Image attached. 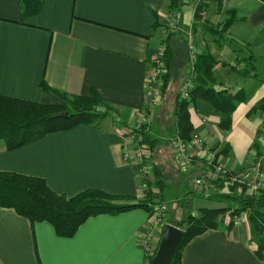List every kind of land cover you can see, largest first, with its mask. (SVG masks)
I'll return each mask as SVG.
<instances>
[{"label": "crops", "instance_id": "0c3cea01", "mask_svg": "<svg viewBox=\"0 0 264 264\" xmlns=\"http://www.w3.org/2000/svg\"><path fill=\"white\" fill-rule=\"evenodd\" d=\"M173 15L176 25L170 29ZM187 32L197 56L213 59L212 88L242 92L245 99L233 110L227 132L218 128L220 115L209 103L196 100L188 106L193 163L182 170L172 140L179 92L190 77L193 81ZM163 43L169 51L168 82L159 105L149 110L145 78ZM43 83L71 96L95 93L112 117L11 150L0 140V172L41 178L51 191L68 198L97 190L144 203L149 210L166 205L170 211V204L177 203L180 219L198 197L191 189L195 178L214 183L215 165L236 172L255 163L264 123V110L258 107L264 100V4L215 0L195 9L192 0H42L37 14L24 17L20 0H0V96L37 103ZM142 125L157 141L150 151L133 133ZM194 135L202 146L194 144ZM137 149L149 154L144 188L137 165L123 158L124 152ZM168 210L171 220L162 223L177 222ZM149 216L141 207L97 215L64 238L47 222L31 225L13 209L0 207V264H149L160 238L156 232L155 244L145 254L142 240ZM221 219V227L183 247L180 264H264L247 214Z\"/></svg>", "mask_w": 264, "mask_h": 264}, {"label": "trees", "instance_id": "16d2710c", "mask_svg": "<svg viewBox=\"0 0 264 264\" xmlns=\"http://www.w3.org/2000/svg\"><path fill=\"white\" fill-rule=\"evenodd\" d=\"M259 1L264 4V0ZM20 3L24 17L37 14L42 7V0H20ZM198 7L199 5L195 9ZM168 60L169 51L166 45L167 70ZM212 65L213 59L208 54L197 56L189 100L177 101L175 104L177 135L185 141L189 139L192 131L188 114V106L192 102L201 100L209 103L220 115L218 128L227 132L231 127L233 110L245 99L242 92L232 93L212 88ZM167 77L166 71L161 92L166 88ZM41 88L43 96L37 103L0 96V140L4 142L7 150L35 141L52 132L71 130L78 125L98 126L107 116L112 117L108 105L95 93L90 96H71L50 89L44 83ZM258 107L264 110V100ZM133 133L137 134V138L140 137L139 144L146 146L147 151L152 150L157 142L147 135L144 126L134 129ZM207 199L222 202L227 207L221 211H200L197 212L198 216L187 215L181 222L174 224L182 230V235L170 264H180L183 247L204 231L221 227L222 219L218 218L227 213L231 218L240 213L247 214L257 241L256 253L261 257L264 253V191L258 195L226 194L209 196ZM129 201L128 198L97 190H86L68 198L51 191L41 178L0 172V207L13 209L31 225L35 222L49 223L59 237H72L88 218L97 215H113L140 207L151 215V210L144 203ZM150 259L151 257H148L149 261Z\"/></svg>", "mask_w": 264, "mask_h": 264}, {"label": "built area", "instance_id": "2783aa9c", "mask_svg": "<svg viewBox=\"0 0 264 264\" xmlns=\"http://www.w3.org/2000/svg\"><path fill=\"white\" fill-rule=\"evenodd\" d=\"M215 0H192V6L196 8L198 5H205L213 2ZM176 15L172 16V20L168 23V28H174L176 25ZM189 37L188 39V63L190 65L191 75L193 74V68L195 61L197 59V51L194 48L193 39L191 32H187ZM165 56H166V45L165 43L161 44L157 51L154 60L151 63V66L147 72L145 78V92H144V101L147 109L151 110L157 105H159L161 99V86L164 75L166 74L165 67ZM193 88V81L190 77L184 84L183 88L179 92L178 102L189 100V92ZM147 122L145 121V124ZM144 124V123H142ZM144 126V125H142ZM138 126L136 129L141 128ZM194 144L202 146V139L198 136H193ZM258 144L264 146V123L261 126L259 137L257 138ZM172 144L174 146L175 159L177 165L182 170H187L192 166L193 159L189 153V142L180 138L177 134L173 137ZM123 158L127 162H133L137 165V175L139 177L141 186L144 188L147 186V180L150 175V162L149 154L143 149H137L136 151L124 152ZM254 165V164H253ZM252 165V166H253ZM251 166V167H252ZM244 168L236 172H231L226 170L220 164L214 166V179H218L221 186L220 189L215 187L210 181H206L203 178H195L192 182L191 189L192 192L200 197L207 199L209 194L213 195L220 194L226 195L228 193V186L234 185L240 188H245L248 195H256L262 189L261 177L263 174L259 172V165L251 168ZM167 211L166 205L153 206L151 209V215L149 216L150 223L146 234L142 240V247L145 251V254L149 255L150 250L153 244H155V234H161L164 223L160 222L158 215L165 214ZM235 219V216L232 217ZM230 217V219H232Z\"/></svg>", "mask_w": 264, "mask_h": 264}, {"label": "water", "instance_id": "95a60500", "mask_svg": "<svg viewBox=\"0 0 264 264\" xmlns=\"http://www.w3.org/2000/svg\"><path fill=\"white\" fill-rule=\"evenodd\" d=\"M226 207L227 205L224 203L200 197H195L191 201V208L194 212L221 211ZM181 235V229L174 225L165 224L161 231L157 248L151 257L149 264H170Z\"/></svg>", "mask_w": 264, "mask_h": 264}, {"label": "rangeland", "instance_id": "374dc122", "mask_svg": "<svg viewBox=\"0 0 264 264\" xmlns=\"http://www.w3.org/2000/svg\"><path fill=\"white\" fill-rule=\"evenodd\" d=\"M106 124H107V122L104 123L103 125H106ZM149 136L151 137V135H149ZM255 147L257 148L256 149V153H255V159L256 160H255L254 165L251 168L259 165V170H260L259 172H261L263 174V176L261 177V180H260L261 183H262V189L256 194V195H258L259 193H261V192L264 191V146H260L259 144H257V145H255ZM213 185L215 187H217L218 189H220L221 184H220V182H219L218 179H215L214 180ZM227 194L235 195V196L236 195L237 196H241V195H244V194L248 195L246 193V189L245 188H240V187L234 186V185L228 186V193ZM219 195L220 194H216V195H213L212 193L209 194L210 197L219 196ZM188 205H190V204H188ZM170 206H171L170 207V211L168 210V208H167V210L169 211V213H170V215H171L172 218H175L176 217V221H177V222H174L172 224H171V222L170 223L168 222V224H170V225H174V224H176L178 222H181V220L184 219L185 216H187V215L198 216L197 214L191 212L192 209L190 207L191 210H189V209L184 210L183 215L179 219L177 216L181 213V211H179L177 209V207L179 206L180 208H182L181 205L180 204L177 205V203H173V204H170ZM166 214H167V212L165 214H160V216L159 215L157 216L158 219L160 220V222H165V221H168V220L170 221L171 220L170 218L169 219L167 218ZM228 215L229 214L227 213V216ZM222 217L223 216L219 217L218 220L221 219Z\"/></svg>", "mask_w": 264, "mask_h": 264}]
</instances>
